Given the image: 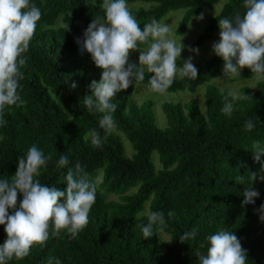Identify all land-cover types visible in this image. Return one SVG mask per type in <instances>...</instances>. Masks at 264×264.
I'll return each instance as SVG.
<instances>
[{"label": "trees", "instance_id": "16d2710c", "mask_svg": "<svg viewBox=\"0 0 264 264\" xmlns=\"http://www.w3.org/2000/svg\"><path fill=\"white\" fill-rule=\"evenodd\" d=\"M219 1H224L220 12L208 20L193 44L198 48L214 38L219 19L244 14L243 0H127V5H146L129 7L141 28L153 18L160 21L170 11L183 10L176 29L182 34L192 17ZM30 3L39 7L41 16L23 54L27 59L21 66L19 91L24 103L7 106L6 123L0 126V177L15 175L18 157L36 145L51 157L39 177L41 183L66 187L67 167L56 166L62 153L68 155L69 166L79 161L91 177L101 169L102 178L88 223L75 238L65 230L53 236L50 228L44 245L34 244L28 256L8 264H47L49 257L60 258L62 264H198L196 252L206 251L205 237L225 227L240 240L249 264H264V221L258 211L264 203V181L252 183L260 193L255 203L241 204L243 191L250 186L248 173L260 167L251 151L254 141L264 145V80L256 89L240 90L248 98L234 101L230 117L220 110L228 90L212 85L204 94L205 114L193 101L163 103L164 128L157 126L149 100L140 104L133 100L130 85L114 97L116 126L106 135L99 126L103 114L90 112L83 102L92 94L90 83L100 80V69L76 42L94 17L103 19L102 0ZM147 44L140 43V48ZM183 61L179 58L177 65ZM192 63L197 78L174 79L166 92H193L223 75V61L216 55L204 64ZM253 75L245 67L235 79ZM150 76L146 72L144 81L134 83L148 86ZM249 118L255 127L246 131L244 122ZM93 128L102 138L99 147L85 139ZM121 135L130 144L129 156ZM101 190L118 194V200H107ZM21 199L18 193L17 205ZM146 203L148 210H163L166 220L163 232L154 227L155 235L148 239L141 231L147 216H138ZM169 210H174L172 217L167 216ZM193 227L198 229L196 238L181 242L178 237ZM161 234L169 241L164 242ZM6 238L0 225V244Z\"/></svg>", "mask_w": 264, "mask_h": 264}, {"label": "clouds", "instance_id": "9594fccd", "mask_svg": "<svg viewBox=\"0 0 264 264\" xmlns=\"http://www.w3.org/2000/svg\"><path fill=\"white\" fill-rule=\"evenodd\" d=\"M243 4L245 12L242 16L237 14L231 19L218 20L219 40L213 43L212 52L223 61V76H241V70L246 67L256 80H264V0H243ZM101 8L104 10L103 19L94 17L76 42L101 69L100 80L90 83L92 94L85 96L83 102L90 112L103 114L99 126L107 135L116 126L113 113L117 107L114 97L118 92L128 89L134 82L144 81L148 72L152 74L148 88L163 94L178 76L197 78V69L191 57L177 65L184 45L182 39L177 42L170 36L168 23L153 18L141 28L127 0H102ZM40 16L39 7L30 0H0V126L6 123L4 112L7 106L24 103L19 91L22 88L19 81L23 78L21 66L27 59L23 54L29 47ZM199 19H203L202 14ZM142 42L148 43L146 50H141ZM137 49H140L138 64L129 61L130 51ZM193 51L198 52V49ZM247 98L245 93L241 95L229 89L220 110L230 117L235 110L234 101ZM254 127L251 118L244 122L246 131ZM89 138L93 146L102 145L97 129L88 131L85 139ZM252 148L253 159L260 167L257 172L248 173L250 186L243 191L242 206L254 204L260 195L252 187L253 181H264V160L261 159L264 145L254 141ZM50 158L32 145L26 154L18 157L15 175L0 177V225H3L7 237L0 244V264H8L13 258L23 259L34 244L44 245L49 239L50 228L53 236L65 230L75 238L88 223L89 212L96 201V179L79 161L69 166L68 155L62 153L56 166L67 167L64 175L66 187L58 189L43 184L39 177ZM18 193L22 195L19 205ZM258 211L260 220L264 221V203ZM145 214L147 223L141 228L145 239L155 235L154 227L163 232L165 212L148 210L138 216ZM173 215L174 210L167 212L168 217ZM197 232L198 229L193 227L178 239L181 242L194 240ZM205 241L206 251L196 252L198 264H249L240 240L226 227L207 235ZM200 247L204 248L205 244ZM47 264H62V261L58 257H49Z\"/></svg>", "mask_w": 264, "mask_h": 264}, {"label": "rangeland", "instance_id": "374dc122", "mask_svg": "<svg viewBox=\"0 0 264 264\" xmlns=\"http://www.w3.org/2000/svg\"><path fill=\"white\" fill-rule=\"evenodd\" d=\"M224 1H219L211 8H204L201 12L191 18L189 21L185 31L182 34H176V29L178 27L179 21L181 20L184 11L183 10H174L168 12L161 20L162 23H168L170 25V36L179 42L182 39V44L184 45V49L181 52L180 59L187 60L191 57L192 62H196L198 64H204L208 59H210L215 54L212 52V45L214 42L219 40V30L215 34L214 38L208 42H205L198 48H194L193 44L196 41L197 37L201 34L204 27L206 26L208 20L218 14L222 8ZM138 6H146L140 2L133 3L128 5V7L136 8ZM203 15V19H199V17ZM148 44L141 48V50H146ZM193 49H198V52L193 51ZM139 51L140 49L133 50L130 52L129 61L132 63L138 64L139 62ZM86 63H90L89 59H84ZM101 73V69H100ZM151 74V73H150ZM152 75V74H151ZM182 78V76H178L175 79ZM219 78V79H215ZM236 76L227 77L223 75L215 76L210 81L203 83L198 86L193 92L188 91H178V92H165L163 94L156 93L151 91L148 86L134 83L132 86V97L133 100L140 104L145 100H149L152 104V109L155 116V122L158 127L164 128L166 127L165 115L162 111L163 103H172V104H185L187 102L193 101L199 107L201 113L205 114V103H204V94L206 88L210 85L215 86L219 89H233L240 94V90L242 88H250L256 89L257 84L262 80H256L254 75L251 78H243L240 80L235 79ZM123 145L125 147L126 153L129 156L132 151L130 149V144L127 139L121 135ZM154 162L158 166V162L156 159V153H154ZM96 179L97 185L100 183L102 178V171L98 169L95 174L92 176ZM257 181H259L257 179ZM133 190V189H132ZM101 192L106 196L107 200H118V194L115 193H106L103 190ZM148 211V203L144 205V210L141 213H146ZM163 241L168 242L169 237L167 235L161 234Z\"/></svg>", "mask_w": 264, "mask_h": 264}]
</instances>
